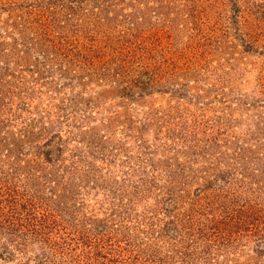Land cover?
<instances>
[{
  "label": "rangeland",
  "instance_id": "1",
  "mask_svg": "<svg viewBox=\"0 0 264 264\" xmlns=\"http://www.w3.org/2000/svg\"><path fill=\"white\" fill-rule=\"evenodd\" d=\"M0 191V264H264V0H0Z\"/></svg>",
  "mask_w": 264,
  "mask_h": 264
},
{
  "label": "trees",
  "instance_id": "2",
  "mask_svg": "<svg viewBox=\"0 0 264 264\" xmlns=\"http://www.w3.org/2000/svg\"><path fill=\"white\" fill-rule=\"evenodd\" d=\"M6 190H7L8 192H10V193H14V192H12V190H10V189H6ZM13 191H14V190H13ZM0 192H1V191H0ZM11 201L13 202V200H10V202H11ZM8 202H9V201H8ZM10 216H11V215H8V216L6 215V219H7V221L10 219ZM1 223H2V220H1ZM9 224H10V223H9ZM38 234H39V233H38Z\"/></svg>",
  "mask_w": 264,
  "mask_h": 264
}]
</instances>
